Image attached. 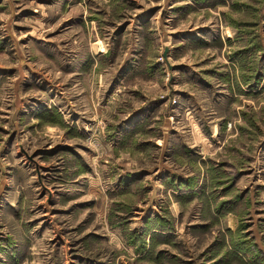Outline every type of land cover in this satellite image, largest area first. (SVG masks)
<instances>
[{"label":"rangeland","instance_id":"374dc122","mask_svg":"<svg viewBox=\"0 0 264 264\" xmlns=\"http://www.w3.org/2000/svg\"><path fill=\"white\" fill-rule=\"evenodd\" d=\"M264 0H0V264H264Z\"/></svg>","mask_w":264,"mask_h":264},{"label":"crops","instance_id":"0c3cea01","mask_svg":"<svg viewBox=\"0 0 264 264\" xmlns=\"http://www.w3.org/2000/svg\"><path fill=\"white\" fill-rule=\"evenodd\" d=\"M261 164H264V159H263V161L261 162Z\"/></svg>","mask_w":264,"mask_h":264}]
</instances>
